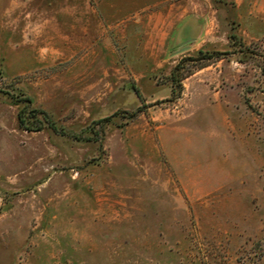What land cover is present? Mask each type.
Returning a JSON list of instances; mask_svg holds the SVG:
<instances>
[{
  "label": "rangeland",
  "instance_id": "1",
  "mask_svg": "<svg viewBox=\"0 0 264 264\" xmlns=\"http://www.w3.org/2000/svg\"><path fill=\"white\" fill-rule=\"evenodd\" d=\"M0 264H264V0H0Z\"/></svg>",
  "mask_w": 264,
  "mask_h": 264
},
{
  "label": "trees",
  "instance_id": "2",
  "mask_svg": "<svg viewBox=\"0 0 264 264\" xmlns=\"http://www.w3.org/2000/svg\"><path fill=\"white\" fill-rule=\"evenodd\" d=\"M223 55H225V53L222 52H218V51H214L211 53H203V52H199V55L196 58H188V59H183L181 60L173 69L171 75H170V81L172 82L173 85V94L176 92V88H181V82L182 80H184L186 77H188L189 75H191L192 73H190L189 70L186 69V65L189 63V61H193L195 67H199L203 68L206 63H210L213 60H220ZM187 71V72H185ZM136 94L139 98H141V94L139 93L138 90H136ZM45 118H47L49 120V117L47 116V114L45 112H41ZM111 117L106 118L101 120L100 122H105L106 120H109ZM50 121V120H49ZM50 125L52 126V128L54 130L57 131L56 126L53 122H50Z\"/></svg>",
  "mask_w": 264,
  "mask_h": 264
}]
</instances>
